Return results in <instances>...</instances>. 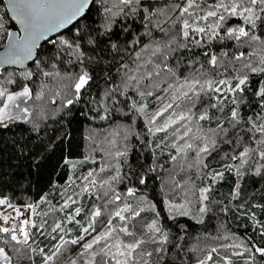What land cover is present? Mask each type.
Here are the masks:
<instances>
[{"label": "snow or ice", "instance_id": "snow-or-ice-1", "mask_svg": "<svg viewBox=\"0 0 264 264\" xmlns=\"http://www.w3.org/2000/svg\"><path fill=\"white\" fill-rule=\"evenodd\" d=\"M94 11L95 27L87 22ZM122 35H133L127 47ZM140 36L148 42L134 50ZM44 45L51 52L41 58ZM60 64L74 70L62 72ZM53 82L52 104L60 96L69 110L83 102L82 115L107 125L88 137L102 162L85 157L97 167L80 184L68 177L76 187L69 194L61 186L62 203L47 194L19 206L0 197V264H13V254L31 264L34 256L41 264H185V251L196 264H264V222L252 211L264 213L256 202L264 199V0H0V128H38L30 118L37 110L46 118L37 102ZM141 120L143 134L136 130ZM159 133L165 135L153 143ZM133 137L141 146L135 164ZM225 173L235 177L229 202H237L256 236L223 237L232 241L219 246L231 250L224 256L218 247L185 248L189 225L180 219L203 224L223 205L213 193ZM85 195L93 204L82 221L84 208L75 205ZM41 204L48 210L38 211ZM51 214L59 215L49 222ZM37 236L50 246L40 247Z\"/></svg>", "mask_w": 264, "mask_h": 264}, {"label": "trees", "instance_id": "trees-1", "mask_svg": "<svg viewBox=\"0 0 264 264\" xmlns=\"http://www.w3.org/2000/svg\"><path fill=\"white\" fill-rule=\"evenodd\" d=\"M162 2V0H161ZM99 4V0H97ZM100 17L98 13L93 12L92 18L87 22L92 24L93 27L96 25L93 23L94 20H99ZM13 25L14 23L11 22ZM122 27V21L118 18L117 27L114 32L119 34ZM139 32H143L140 24L134 26ZM72 32L65 33L67 38L72 37ZM136 34V33H134ZM133 34V35H134ZM133 35H127V39L122 35L120 37V43L127 47V41L133 39ZM141 44L136 45L134 50H139L143 44L147 43L148 40L144 36H140ZM133 51V49H129ZM51 52L50 45H44V51L41 53V58L48 55ZM67 59V57H63ZM191 54L185 55V60L193 59ZM124 60L131 63L128 56H124ZM123 62V61H121ZM173 67L176 66L174 60L169 61ZM118 63L113 61V73L115 78V68L118 67ZM29 67H32L30 65ZM60 70L63 72L69 69L68 65L60 64ZM11 71V69H9ZM99 71V70H98ZM180 71L186 76L188 75L190 69L184 67L183 62L180 65ZM163 73L161 78H156L157 82L160 83L163 79ZM41 78H36L37 83L35 87H39ZM147 83V82H146ZM101 86H103V81H100ZM161 87H167L166 83H161ZM57 87L55 83H52V91H47L43 101L37 102L44 110L46 118L39 119V110L34 113L33 117L37 121L39 127L33 128V124L29 123H13L7 129L0 128V197H8L11 199L12 203L16 205H21L25 202H39L40 198L44 195H48V198L53 204L62 203L56 193L60 192L63 188H68L69 194L72 192V188L76 185H72L71 188L68 187L66 183L68 177L72 176L76 180L77 184H80L78 179L82 175L86 174L87 170L90 168L97 167L91 163L84 162L86 156H91L96 159L98 163L102 162V153L99 150L93 151V145L89 141L88 137L93 132H103L107 125L105 122L93 121L89 117L82 115L81 113L86 112L87 108L83 102L72 106L71 109L62 107L63 97H56V103H51V98L54 95ZM94 95H98L96 86L94 85L91 89ZM163 95V93H158ZM87 100V97H84ZM152 100L151 97L148 98ZM160 102H155L150 104L151 108H155ZM214 127L215 124L208 125L205 127ZM136 130L142 134L146 131L144 128L143 121L137 122ZM165 133H159L154 138L153 143L159 142L161 137ZM145 139H148L145 137ZM131 144L135 145L133 149L132 162L135 164V155H138V149L141 147L132 138ZM106 147V146H105ZM159 149L157 152L159 153ZM144 155L149 157V152L147 149L144 150ZM78 159L79 162L75 163L76 167L73 169L67 161ZM161 161H166L167 150L165 154L160 157ZM165 167H168L165 164ZM235 177L229 173H225L224 180L218 182L214 186L213 198L217 201H223V205H218L214 209V213H209L205 217L203 224H196L194 221L188 220L187 218H181V223H186L189 225L188 235L185 237L183 242L185 248L188 246H198L204 247L205 250L210 247H218L220 245H226L231 243V239H224L225 236L236 237L242 235L256 236V233L252 231V225L248 216L242 215L241 210H238L234 205L237 202L230 201V192L232 190ZM157 185L159 181L155 182ZM150 183V188L153 187ZM264 187V185H261ZM257 203H264V199H261L260 195L256 196ZM93 198L87 195L82 196L78 199V204L75 206H82L84 212L81 217L83 221L84 215L92 207ZM74 206V207H75ZM227 206L226 212H221L220 207ZM48 205L41 204L38 211H47ZM253 212L256 213L257 219L264 222V213H261L259 209L253 208ZM59 214H51L49 217V222L56 218ZM169 225L171 222H168ZM68 227L73 228L72 235H76L77 230L75 225H68ZM37 241L40 247L45 245L50 246V241L44 237L37 236ZM264 242V241H262ZM11 254V253H10ZM185 264H196V256L192 252L185 251ZM204 253H200L202 257ZM35 264H41L39 256H34ZM13 264H31V261L27 257H23L17 260L16 255L13 254ZM237 264V263H236Z\"/></svg>", "mask_w": 264, "mask_h": 264}, {"label": "rangeland", "instance_id": "rangeland-1", "mask_svg": "<svg viewBox=\"0 0 264 264\" xmlns=\"http://www.w3.org/2000/svg\"><path fill=\"white\" fill-rule=\"evenodd\" d=\"M70 161H72L74 164L77 163V162H79L78 159L70 160ZM8 211H11V210L9 209ZM230 251H231L230 249L226 250V249H224V248H220V249H219V255H220V256L227 255V254L230 253ZM217 258H218V257H217ZM235 259H236V258H234V260H235ZM236 263H237V264H243V261H242V260H236Z\"/></svg>", "mask_w": 264, "mask_h": 264}, {"label": "water", "instance_id": "water-1", "mask_svg": "<svg viewBox=\"0 0 264 264\" xmlns=\"http://www.w3.org/2000/svg\"><path fill=\"white\" fill-rule=\"evenodd\" d=\"M13 23H14V22H13ZM16 27H18V26H16ZM42 43H43V42H42ZM30 65H31V64H30ZM30 65H29V66H30ZM9 69H11V68H9Z\"/></svg>", "mask_w": 264, "mask_h": 264}]
</instances>
